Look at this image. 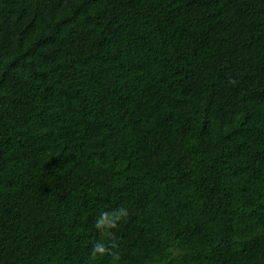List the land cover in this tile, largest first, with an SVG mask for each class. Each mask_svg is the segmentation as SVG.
Wrapping results in <instances>:
<instances>
[{
  "label": "trees",
  "instance_id": "obj_1",
  "mask_svg": "<svg viewBox=\"0 0 264 264\" xmlns=\"http://www.w3.org/2000/svg\"><path fill=\"white\" fill-rule=\"evenodd\" d=\"M0 264H264V0H0Z\"/></svg>",
  "mask_w": 264,
  "mask_h": 264
}]
</instances>
